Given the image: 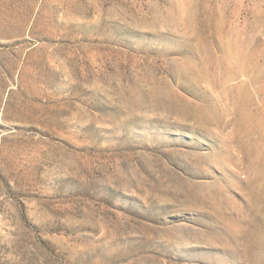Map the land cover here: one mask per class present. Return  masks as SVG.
<instances>
[{
    "label": "rangeland",
    "instance_id": "1",
    "mask_svg": "<svg viewBox=\"0 0 264 264\" xmlns=\"http://www.w3.org/2000/svg\"><path fill=\"white\" fill-rule=\"evenodd\" d=\"M0 264H264V0H0Z\"/></svg>",
    "mask_w": 264,
    "mask_h": 264
}]
</instances>
